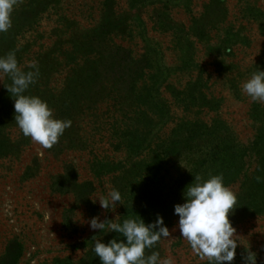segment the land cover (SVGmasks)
<instances>
[{
  "label": "rangeland",
  "instance_id": "rangeland-1",
  "mask_svg": "<svg viewBox=\"0 0 264 264\" xmlns=\"http://www.w3.org/2000/svg\"><path fill=\"white\" fill-rule=\"evenodd\" d=\"M12 20L0 56L15 52L25 72L35 63L25 94L72 126L51 149L25 137L12 81L0 74V264H101L95 240L124 237L90 220L117 215L164 218L171 237L146 255L208 264L181 237L174 207L195 181L188 171L220 148L231 153L227 164L201 177L225 168L237 195L232 264H246L249 252L264 264L254 148L264 104L241 91L264 71V0H20ZM113 189L122 204L102 209L98 199Z\"/></svg>",
  "mask_w": 264,
  "mask_h": 264
},
{
  "label": "clouds",
  "instance_id": "clouds-1",
  "mask_svg": "<svg viewBox=\"0 0 264 264\" xmlns=\"http://www.w3.org/2000/svg\"><path fill=\"white\" fill-rule=\"evenodd\" d=\"M19 2L0 0V33L13 27L12 16ZM29 67L34 71L25 72L19 66L15 52L0 56V74L7 75L12 81L7 90L15 97V123L25 137H30L45 149H51L72 126V121L57 119L46 101L25 94L39 76L35 63ZM241 91L252 102L264 104V71L253 73L242 84ZM98 200L102 209L116 210L117 202L122 204V195L113 189ZM184 200L183 204L174 207V214L179 217L181 237L188 242L193 253L201 260H207L208 264H232L240 243L229 216L237 207L238 198L225 186L223 175L209 174L207 180L196 176L194 183L186 188ZM138 217L125 219L122 223L119 215L104 221L99 217L90 220L92 230L124 237L121 240L114 238L108 243L95 240L93 251L101 264H173L170 257L162 258L158 251L146 255V250L151 251L162 239L171 237L164 218L158 215L155 222L146 224ZM246 264H256L255 254L249 252Z\"/></svg>",
  "mask_w": 264,
  "mask_h": 264
},
{
  "label": "trees",
  "instance_id": "trees-1",
  "mask_svg": "<svg viewBox=\"0 0 264 264\" xmlns=\"http://www.w3.org/2000/svg\"><path fill=\"white\" fill-rule=\"evenodd\" d=\"M254 148H255V154L257 155L258 161H259V164H258V167L256 170L255 182L257 183V185L259 187H261V190L264 192V131H262L261 135L259 136V138L255 142ZM213 152H214V154L212 155ZM204 154H203V156H204ZM230 154H231L230 151L223 149V148L222 149L220 148V150L218 152L214 150V151H212L206 155L207 159L199 160L197 162L199 167L197 169L194 168L193 171H188V175L192 176V178L195 179L196 176H202L204 171L209 172V171H212L215 166L220 167L222 165H225V164H227L228 157L231 156ZM233 154H235V153H233ZM225 170L226 169L224 168L221 171L222 174L226 173ZM211 175H213V173ZM238 175H239V173H238ZM224 182H227L229 184L230 183L229 177Z\"/></svg>",
  "mask_w": 264,
  "mask_h": 264
}]
</instances>
